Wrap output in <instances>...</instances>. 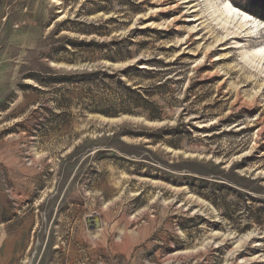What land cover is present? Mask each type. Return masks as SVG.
Listing matches in <instances>:
<instances>
[{
    "label": "rangeland",
    "instance_id": "rangeland-1",
    "mask_svg": "<svg viewBox=\"0 0 264 264\" xmlns=\"http://www.w3.org/2000/svg\"><path fill=\"white\" fill-rule=\"evenodd\" d=\"M204 1L0 0V264H264V30Z\"/></svg>",
    "mask_w": 264,
    "mask_h": 264
},
{
    "label": "bare ground",
    "instance_id": "bare-ground-1",
    "mask_svg": "<svg viewBox=\"0 0 264 264\" xmlns=\"http://www.w3.org/2000/svg\"><path fill=\"white\" fill-rule=\"evenodd\" d=\"M209 14L215 17V20L228 31H230L231 26L238 28L242 32H245L246 37L252 38L258 34L261 35L264 30V22L259 20L255 15L243 11L237 4L235 5L230 0H213ZM262 48H264V44L254 48L250 52V56L260 64L263 63L264 67V54H261L259 51Z\"/></svg>",
    "mask_w": 264,
    "mask_h": 264
},
{
    "label": "trees",
    "instance_id": "trees-1",
    "mask_svg": "<svg viewBox=\"0 0 264 264\" xmlns=\"http://www.w3.org/2000/svg\"><path fill=\"white\" fill-rule=\"evenodd\" d=\"M249 12L250 13H254L255 15L260 16V17H262L264 19V1L263 0H256L255 6ZM132 53H133V51H130V50H128L126 48V51H120V53L117 54V55H113L112 53H108L107 55L112 60L115 61V60H118V59H125L127 57H131L132 56ZM133 69L138 70V72L144 71L146 73H149V71H150V70H148V71H146V70H140L137 67V65L135 64V65L127 68V70L125 69V73H128L130 70H133ZM88 75L92 76L93 78H95L97 75L99 77L107 76V77L112 78V79L118 78V77H115V75H113V74H108L107 73V70H103V71L100 70V71H96V72H90L88 74H84V73L82 74V76H88ZM117 83L120 84L121 87L123 89H125V90L134 91V90H132L131 86L128 85L126 83V81H124L121 78H118V82Z\"/></svg>",
    "mask_w": 264,
    "mask_h": 264
},
{
    "label": "water",
    "instance_id": "water-1",
    "mask_svg": "<svg viewBox=\"0 0 264 264\" xmlns=\"http://www.w3.org/2000/svg\"><path fill=\"white\" fill-rule=\"evenodd\" d=\"M87 224L89 228L99 229L101 227V218L98 214H94L87 218Z\"/></svg>",
    "mask_w": 264,
    "mask_h": 264
},
{
    "label": "snow or ice",
    "instance_id": "snow-or-ice-1",
    "mask_svg": "<svg viewBox=\"0 0 264 264\" xmlns=\"http://www.w3.org/2000/svg\"><path fill=\"white\" fill-rule=\"evenodd\" d=\"M259 51H260L261 54H264V48L259 49Z\"/></svg>",
    "mask_w": 264,
    "mask_h": 264
}]
</instances>
